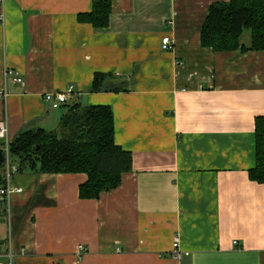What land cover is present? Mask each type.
I'll list each match as a JSON object with an SVG mask.
<instances>
[{"label": "crops", "instance_id": "crops-1", "mask_svg": "<svg viewBox=\"0 0 264 264\" xmlns=\"http://www.w3.org/2000/svg\"><path fill=\"white\" fill-rule=\"evenodd\" d=\"M219 1L228 0H112L109 26L97 29L78 20L93 0H0V123L11 140L56 129L66 104L107 105L115 143L133 155L121 185L96 200L79 197L85 174L16 172L2 262L12 253L14 264H264V184L249 175L264 51L202 46ZM241 42L250 48L251 34ZM97 73L109 78L92 93ZM68 87L60 109L44 102Z\"/></svg>", "mask_w": 264, "mask_h": 264}, {"label": "trees", "instance_id": "trees-1", "mask_svg": "<svg viewBox=\"0 0 264 264\" xmlns=\"http://www.w3.org/2000/svg\"><path fill=\"white\" fill-rule=\"evenodd\" d=\"M111 11L112 0H93L92 11L79 14L78 20L97 29L106 28ZM245 34H251L250 48L241 42ZM201 43L217 53L264 51V0L213 3L201 29ZM108 78L97 73L91 92H102ZM66 105L56 129L29 130L12 140L10 161L17 172L85 174L87 180L79 186V197L96 200L121 185L123 175L133 168V155L115 143L112 107ZM255 137L257 164L249 175L252 181L264 184V117L255 121ZM3 169L4 161L0 163V188L4 185ZM4 215L6 205L0 203V217Z\"/></svg>", "mask_w": 264, "mask_h": 264}, {"label": "built area", "instance_id": "built-area-1", "mask_svg": "<svg viewBox=\"0 0 264 264\" xmlns=\"http://www.w3.org/2000/svg\"><path fill=\"white\" fill-rule=\"evenodd\" d=\"M3 21V17L0 16V22ZM162 48L165 51L171 50V40L169 37H165L162 40ZM15 74L14 81L16 83H21L23 80L21 78L20 73H15L13 70L7 69L6 75H13ZM73 93V87H68L63 92H54V93H48L44 96V102L51 108V109H60L63 105L67 103L69 100L70 95ZM4 94V93H3ZM7 96V94H4ZM0 139L4 141V145L2 148L3 151V161H4V169L2 171V179L6 181L4 185L0 188V203H4L6 205V214L7 217H10L11 219V201L13 195L17 193H21V188L13 187L11 184V180L14 176V174L17 172V167L11 163L10 161V154H9V146L12 142L10 136H9V130L7 122H1L0 123ZM173 255L179 260H182V258L188 253H184L179 248V239L176 237L173 243ZM3 256V254L0 252V257ZM9 259L7 262H2L0 260V264H14V255L12 253H8Z\"/></svg>", "mask_w": 264, "mask_h": 264}, {"label": "water", "instance_id": "water-1", "mask_svg": "<svg viewBox=\"0 0 264 264\" xmlns=\"http://www.w3.org/2000/svg\"><path fill=\"white\" fill-rule=\"evenodd\" d=\"M3 162V151L0 148V163ZM0 182H1V176H0Z\"/></svg>", "mask_w": 264, "mask_h": 264}, {"label": "rangeland", "instance_id": "rangeland-1", "mask_svg": "<svg viewBox=\"0 0 264 264\" xmlns=\"http://www.w3.org/2000/svg\"><path fill=\"white\" fill-rule=\"evenodd\" d=\"M59 111H61V110H59ZM2 143H4V141L0 139V144H2Z\"/></svg>", "mask_w": 264, "mask_h": 264}]
</instances>
